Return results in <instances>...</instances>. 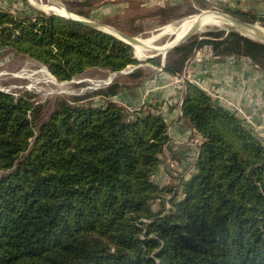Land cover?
I'll list each match as a JSON object with an SVG mask.
<instances>
[{
	"label": "trees",
	"instance_id": "obj_1",
	"mask_svg": "<svg viewBox=\"0 0 264 264\" xmlns=\"http://www.w3.org/2000/svg\"><path fill=\"white\" fill-rule=\"evenodd\" d=\"M30 10L0 8V22L19 29L0 42L60 81L87 68L118 72L138 63L132 47L109 34ZM231 13L264 26V16ZM106 24L132 36L125 23ZM204 36L168 51L162 70L179 75L207 44L216 56L247 57L264 71V44L232 30ZM142 74L133 69L126 85L99 90L105 106L60 99L34 137L39 107L29 118V107L0 93V264H264V148L241 120L188 83L182 116L203 139L196 170L179 183L181 196L169 189L167 210H151L167 125L148 105L127 112L111 102Z\"/></svg>",
	"mask_w": 264,
	"mask_h": 264
},
{
	"label": "crops",
	"instance_id": "obj_2",
	"mask_svg": "<svg viewBox=\"0 0 264 264\" xmlns=\"http://www.w3.org/2000/svg\"><path fill=\"white\" fill-rule=\"evenodd\" d=\"M88 1L92 2L89 10L91 20L104 24L116 20L143 32L156 30L159 26L182 16L186 2L193 1L192 6L197 9L195 0ZM207 1L210 3L224 2L228 4L229 9L264 16V0ZM186 73L190 74V78L194 80L193 83L205 92L217 106L230 111L243 121L264 148V71L251 60L239 57L233 59L232 56H216L210 47L199 48L185 63L181 77L153 79L148 85L140 86L137 97L139 100L145 99L146 102L155 100L160 103L159 108L164 116L169 136V143L163 153L170 154L169 156L174 159L173 162L180 169L176 187L181 181H187L195 173V161L202 142L201 136L191 127L181 112ZM224 101L239 106L241 113L226 108ZM245 116L251 117L250 123L244 120ZM159 175H165L163 166L155 172V180ZM165 183H169L168 179L162 178L161 184Z\"/></svg>",
	"mask_w": 264,
	"mask_h": 264
},
{
	"label": "rangeland",
	"instance_id": "obj_3",
	"mask_svg": "<svg viewBox=\"0 0 264 264\" xmlns=\"http://www.w3.org/2000/svg\"><path fill=\"white\" fill-rule=\"evenodd\" d=\"M82 2L84 1H81V0L80 1L79 0H13V1L0 0V8L6 11H11V14H14V12L18 10V8L22 9L27 5L31 9L30 10L31 12H29L31 16H33L35 13L36 14L39 13V14L55 15V16H59L62 18H66L56 13L52 9H49L48 7L49 6H59L58 3H60L71 14H73V12L69 11V9L89 15V10L91 9V3L83 5ZM192 2L190 3L186 2L187 6L182 16L174 19L173 20L174 22L171 21L169 23H165L164 25L159 26V28H156V30H149V31L143 32L137 29H131V27H128L127 23L121 24L120 27H125L126 32L131 34L134 37H137L139 39H145V38H148L152 35H156L157 33L161 32L162 29L166 25H175L180 20L190 17V16L199 15L201 12L214 11V12L224 13V14L233 16L231 13L232 9H229L227 7L228 5L227 3H224V2L223 3H219V2L210 3L207 0H202V1L195 0V7H197V9H194V7L192 6L193 5ZM238 11L243 12L241 10H238ZM247 13H251V12H247ZM74 15L76 16V14ZM76 17L83 18L78 15ZM83 19L91 20L90 18H83ZM4 21L6 20L4 19L2 22H0V40L5 39L10 42V40L13 39L14 36L18 34L17 32L19 31V29L18 28H15V30L12 29V26L10 24L4 23ZM91 21H94V20H91ZM111 21L116 22V20L114 21L111 20ZM101 24L107 27H110L112 29H115L108 24H104V23H101ZM253 24H256L264 29V26L261 25L259 22H254ZM218 31L228 32L231 30L227 28L220 29V28H209V27L206 28L205 27L204 29L197 30L193 34V36H195L194 40L199 41L200 39L206 38L204 35L211 33V32H218ZM232 31H235V30H232ZM172 39H173L172 34L167 33L163 35H158V37H156V39H154L151 42V45L152 46L155 45L157 47L163 46L167 41L172 40ZM202 47H210V46L206 44ZM147 51L145 53L144 58H138L135 55L134 47H132V57L135 60H137L138 63L134 65H128L121 71L115 72L109 69H101V68L93 67V68L85 69L82 73L75 75L70 80L60 81L57 78H55V76H53V74L49 71V69L42 63L38 62L32 57L27 56L26 54L16 52L14 49H12V47L3 45L0 42V93L11 95L15 100H19V102H22L24 106L29 107L30 108V112L28 111V114L30 115L29 118L32 117L31 110L37 106L39 107V109L36 112V118L33 123L34 126H33L32 131H33V137H34L37 134V128L50 117L51 113L53 112L56 106L57 101H59L60 99L64 98L69 101H72L73 104H77L79 106H84V107H88V106L95 107V106H101V105L105 106L107 99L103 97L102 95H98L97 92L99 90H105L113 82H119L122 85H126L129 82V80L126 78V75L130 73L133 69L140 68L142 69L143 74L141 77L142 80L140 81L139 85L135 88H129V89L126 88L122 90L120 93V96L113 97L112 98L113 101L111 102L124 108L127 112L128 111L133 112L135 110H138L141 106L148 105V109L152 112V114H155V115L160 114L164 119V116L159 108L160 103L158 101L152 100V102L151 101L145 102L146 100L144 99V102H142V100L137 99L138 93L140 92L139 88L142 84L148 85L149 81L153 79L167 78V77L172 76L162 70V66H163L162 55H160V53L151 52L149 50ZM183 69L179 75H176L174 77H179V76L181 77L183 75ZM185 75H187V73ZM164 83L166 82L164 81ZM187 83L196 86L193 82H189L186 79L185 87ZM152 87L153 85L151 86V88ZM211 102L214 103L212 100ZM33 137L28 139L29 144L32 143ZM201 141H203L202 137H201ZM163 152H164V149L158 155L159 165L156 171L158 170L160 166H163L165 170V175H159L156 180H155V173L151 176V180L158 187L157 198L150 203V207L152 211H158L162 207H165V210H167V208L170 207L167 202L168 198L170 197V194L168 191L171 187L176 186L175 184L179 180V176H180V169L178 168L177 175H174L173 174L174 169L170 166V163L174 159L169 156L170 154L163 153ZM162 178L168 179L169 183L161 184ZM181 195H182V189L181 188L179 189V186H178V196H181Z\"/></svg>",
	"mask_w": 264,
	"mask_h": 264
},
{
	"label": "bare ground",
	"instance_id": "obj_4",
	"mask_svg": "<svg viewBox=\"0 0 264 264\" xmlns=\"http://www.w3.org/2000/svg\"><path fill=\"white\" fill-rule=\"evenodd\" d=\"M59 6H49V9H52L56 13L63 15V16H69L72 15L70 12H67V10L60 4ZM218 12H201L199 15H194L190 16L187 18H184L180 20L178 23L175 25H166L161 32L157 33L156 35H152L148 38L145 39H139L140 45H135L134 46V52L136 57L138 58H144L146 49L147 48H152L157 51H162L164 48L170 46L172 43L176 42L180 38H182L185 34H187L193 27L198 28V30L204 29L205 27L209 28H227L229 27V23L225 18L217 14ZM110 32V28H106ZM114 30V31H113ZM112 31L115 32V29ZM260 30L264 33V29L260 28ZM172 34L173 39L167 41L163 46H152L151 42L154 40L153 38L158 35H163V34ZM245 36L249 37V34L245 32H241ZM156 39V38H155ZM148 53V51H147ZM148 55V54H147ZM160 55H163L160 53ZM142 60V59H141ZM44 71V70H43ZM55 83V82H53Z\"/></svg>",
	"mask_w": 264,
	"mask_h": 264
},
{
	"label": "water",
	"instance_id": "obj_5",
	"mask_svg": "<svg viewBox=\"0 0 264 264\" xmlns=\"http://www.w3.org/2000/svg\"><path fill=\"white\" fill-rule=\"evenodd\" d=\"M58 4H60V3H58ZM60 5H62V4H60ZM217 14H219L220 16L225 18V20L228 21V23L230 25H229V27H227V29L235 30V31L239 32L241 35L245 36L244 34L241 33L243 31V32L249 34L248 38L264 44V33L260 30V28H261L260 26H258L256 24H253V23H247V22H245V21H243L241 19L235 18L233 16H230V15H227V14H224V13H219L218 12ZM64 17H66L67 19H69L71 21L77 22V23H79L81 25H84V26H87V27H91V28L106 32L108 34H111L115 38H117L120 41H123V42L129 44L132 47H134L135 45H140L139 38L127 35L125 33L117 31V30H115V32H113L114 30L112 28L107 27V26H105V25H103L101 23H98V22H95V21H91V20H87V19H83V18H79V17H76L73 14L69 15V16H64ZM106 28H110L109 29L110 32ZM198 28L193 27L182 38H180L176 42L172 43L170 46L164 48L162 51H157V50L152 49V48H147L146 50H149L151 52H156V53H162L163 54L162 55V63H163V60L165 59V56H166L167 52L172 50V49H174L175 47L179 46L180 44L185 42L187 39H189L191 36H193V34L198 30ZM156 37H158V36H155L153 39H155ZM245 37H247V36H245ZM198 155H199V153H198Z\"/></svg>",
	"mask_w": 264,
	"mask_h": 264
},
{
	"label": "built area",
	"instance_id": "obj_6",
	"mask_svg": "<svg viewBox=\"0 0 264 264\" xmlns=\"http://www.w3.org/2000/svg\"><path fill=\"white\" fill-rule=\"evenodd\" d=\"M232 58H233V59H236L237 56H232ZM239 58H243V59H247V60H249V58H247V57H239ZM255 65H256V64H255ZM256 66H257V65H256ZM185 77H186V79H187L189 82H194V80L191 79L189 75H185ZM142 102H144V99H142ZM145 102H146V101H145ZM224 103H225L226 108H228L229 110L233 109L234 111L241 113V110H240L239 106H237L236 104H234V103H230V102H226V101H224ZM244 120H245L246 122H249V123H250L251 117H250V116H245V117H244ZM198 153H199V152H198ZM197 156H198V155H197ZM170 166L174 169L173 174H174V175H177V173H178V166H177V164H176L175 162L172 161V162L170 163Z\"/></svg>",
	"mask_w": 264,
	"mask_h": 264
}]
</instances>
